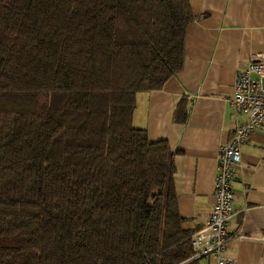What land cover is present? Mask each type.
<instances>
[{
  "label": "trees",
  "instance_id": "trees-1",
  "mask_svg": "<svg viewBox=\"0 0 264 264\" xmlns=\"http://www.w3.org/2000/svg\"><path fill=\"white\" fill-rule=\"evenodd\" d=\"M193 19L190 0H0V264H198L175 152L132 123Z\"/></svg>",
  "mask_w": 264,
  "mask_h": 264
},
{
  "label": "crops",
  "instance_id": "crops-1",
  "mask_svg": "<svg viewBox=\"0 0 264 264\" xmlns=\"http://www.w3.org/2000/svg\"><path fill=\"white\" fill-rule=\"evenodd\" d=\"M190 8L182 68L160 89L136 94L132 123L175 152L178 212L182 227L194 233L212 209L218 149L245 120L230 97L236 72L264 53V0H190ZM180 102L185 123L173 117ZM233 188L225 255L234 264H264V131L251 132L241 145Z\"/></svg>",
  "mask_w": 264,
  "mask_h": 264
},
{
  "label": "built area",
  "instance_id": "built-area-1",
  "mask_svg": "<svg viewBox=\"0 0 264 264\" xmlns=\"http://www.w3.org/2000/svg\"><path fill=\"white\" fill-rule=\"evenodd\" d=\"M230 102L245 120L232 129L230 139L218 149L213 183V204L205 223L191 235L192 258L212 257L215 264H234L225 255L230 239L228 223L234 215L235 168L241 145L253 131H264V53H256L236 72Z\"/></svg>",
  "mask_w": 264,
  "mask_h": 264
},
{
  "label": "rangeland",
  "instance_id": "rangeland-1",
  "mask_svg": "<svg viewBox=\"0 0 264 264\" xmlns=\"http://www.w3.org/2000/svg\"><path fill=\"white\" fill-rule=\"evenodd\" d=\"M198 264H207V259L203 258H199L198 259Z\"/></svg>",
  "mask_w": 264,
  "mask_h": 264
}]
</instances>
